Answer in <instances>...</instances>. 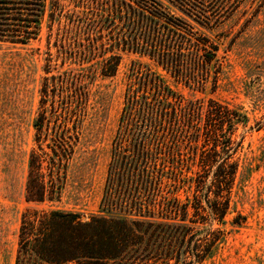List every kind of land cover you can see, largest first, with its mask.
<instances>
[{"label": "trees", "instance_id": "trees-1", "mask_svg": "<svg viewBox=\"0 0 264 264\" xmlns=\"http://www.w3.org/2000/svg\"><path fill=\"white\" fill-rule=\"evenodd\" d=\"M166 1L182 15L160 0H88L92 13L63 28L59 22L55 43L76 63L102 58L105 76L118 72L121 55L115 51L129 52L202 92L210 85L214 93L223 69L220 43L202 29L219 23L223 0ZM47 4L0 0V42L37 39ZM59 6L60 0H51L50 30ZM130 70L133 85L108 170L104 213L89 218L38 207L61 197L78 140L67 114L75 100L84 102L86 88L74 70L52 83L45 78L25 186L33 206L21 217L15 264H203L225 238L239 152L252 129L248 115L213 97L185 100L138 61ZM187 183L194 189L182 200L176 192ZM245 220L238 215L234 223Z\"/></svg>", "mask_w": 264, "mask_h": 264}, {"label": "rangeland", "instance_id": "rangeland-1", "mask_svg": "<svg viewBox=\"0 0 264 264\" xmlns=\"http://www.w3.org/2000/svg\"><path fill=\"white\" fill-rule=\"evenodd\" d=\"M160 1L172 13L182 15L166 0ZM88 4V0H60L50 30L51 0H48L37 39L27 44L0 42V264H15L21 217L33 206L26 201L25 186L29 155L36 147L34 124L40 112L45 78L52 83L53 77L57 81L64 71L74 70L82 74L86 88L84 102L78 104L75 100L70 107L73 113L67 114L69 125L77 126L78 140L68 163L61 197L38 207L76 211L89 218L104 213L101 201L125 95L133 85L130 70L133 61L155 72L185 100L213 97L243 108L248 115L252 129L239 152L241 167L227 216V234L203 264H264V0H223L225 7L219 23L210 30L202 29L220 43L223 69L214 93L210 85L202 92L177 80L149 59L129 52L115 51L121 55L115 76L103 75L102 58L84 63L68 59L55 43L59 22L63 28L67 20L77 15L83 17L89 10L92 13V8L86 9ZM183 20L193 19L185 16ZM49 59L51 68L47 69ZM135 87L138 89L139 85ZM193 189V184H183L176 194L185 200ZM238 215L246 218L241 225L234 223Z\"/></svg>", "mask_w": 264, "mask_h": 264}]
</instances>
